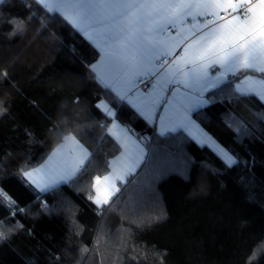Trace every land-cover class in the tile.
<instances>
[{
	"label": "trees",
	"instance_id": "1",
	"mask_svg": "<svg viewBox=\"0 0 264 264\" xmlns=\"http://www.w3.org/2000/svg\"><path fill=\"white\" fill-rule=\"evenodd\" d=\"M96 59L33 0L0 3V189L19 209L0 202V264H264V103L225 83L193 113L236 155L231 168L184 132L160 135L116 104L146 156L97 208L87 198L90 181L120 149L100 126L110 122L96 108L108 95L89 71ZM69 132L93 153L89 164L75 181L37 192L20 169L39 165Z\"/></svg>",
	"mask_w": 264,
	"mask_h": 264
},
{
	"label": "snow or ice",
	"instance_id": "2",
	"mask_svg": "<svg viewBox=\"0 0 264 264\" xmlns=\"http://www.w3.org/2000/svg\"><path fill=\"white\" fill-rule=\"evenodd\" d=\"M3 3V0H0ZM48 17H58L98 53L88 65L108 94L96 104L119 145L92 177L88 199L108 205L146 153L143 138L117 118L116 104H127L160 135L183 131L208 148L228 168L239 161L205 131L191 113L209 104L205 93L227 83L239 97L264 103V0H33ZM35 15V13H32ZM23 29V21H13ZM15 34V32H13ZM6 75V73H5ZM234 85V87H232ZM0 103V112H3ZM93 153L69 132L37 166L20 175L39 192L75 181ZM15 201L0 189V202ZM0 220V240L6 238ZM20 226V225H17ZM10 230V229H9ZM264 247V244L261 245Z\"/></svg>",
	"mask_w": 264,
	"mask_h": 264
},
{
	"label": "crops",
	"instance_id": "3",
	"mask_svg": "<svg viewBox=\"0 0 264 264\" xmlns=\"http://www.w3.org/2000/svg\"><path fill=\"white\" fill-rule=\"evenodd\" d=\"M233 87H234V85H233ZM211 91V90H210ZM208 93V92H207ZM205 95H206V93H205ZM208 105V104H207ZM206 105V106H207ZM131 107V106H130ZM205 107V106H204ZM204 107H202V108H204ZM202 108H199V109H202ZM199 109H197V110H199ZM134 110V109H133ZM196 110V111H197ZM135 111V110H134ZM196 111H194V112H196ZM194 112H192L191 113V118L193 119V117H192V115H193V113ZM142 118V117H141ZM143 119V118H142ZM144 120V119H143ZM194 120V119H193ZM145 121V120H144ZM146 122V121H145ZM147 123V122H146ZM148 125H150V126H154L155 127V129H156V132L159 134V130H158V125H154V124H149V123H147ZM111 126V124L109 125V127ZM183 132V131H182ZM185 133V132H184ZM186 135H187V133H185ZM109 135V134H108ZM110 136V135H109ZM188 136V135H187ZM112 139H113V137L112 136H110ZM189 137V136H188ZM191 138V137H190ZM192 139V138H191ZM114 140V139H113ZM193 140V139H192ZM115 141V140H114ZM194 142H196L195 140H193ZM118 145V144H117ZM119 146V145H118ZM143 146H144V148H145V143H144V140H143ZM145 153H146V149H145ZM118 154H119V152H118ZM117 155V154H116ZM114 157V156H113ZM112 158V157H111ZM110 158V159H111ZM25 180V179H24ZM26 181V180H25ZM27 182V181H26ZM27 184H29L28 182H27ZM30 185V184H29ZM60 185H62V184H60ZM32 186V185H31ZM34 189H35V187L34 186H32ZM37 192H39L37 189H35ZM46 192V191H45ZM39 193H44V192H39ZM95 205V204H94ZM96 206V205H95ZM97 207V206H96Z\"/></svg>",
	"mask_w": 264,
	"mask_h": 264
}]
</instances>
